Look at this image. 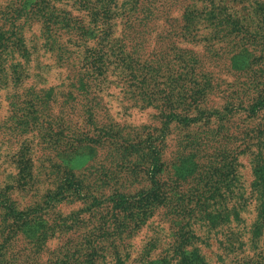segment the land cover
Instances as JSON below:
<instances>
[{
    "label": "trees",
    "instance_id": "16d2710c",
    "mask_svg": "<svg viewBox=\"0 0 264 264\" xmlns=\"http://www.w3.org/2000/svg\"><path fill=\"white\" fill-rule=\"evenodd\" d=\"M69 1L82 16L33 0L30 9H14L10 32L0 33V91H10L0 129L44 135L82 160L74 170L60 162L52 172L41 160L29 167L30 193L41 201L29 204V219L20 225L13 182L0 187V226L7 220L18 226L6 225L0 264L15 240L26 242L22 251L42 264H264V134L253 129L264 121V85L253 91L212 82L204 71L210 58L229 64L243 53H264V0ZM31 18L41 26L42 49L59 67L79 65L64 92L23 87L32 55L20 30ZM181 41L201 44L205 53L180 47ZM107 72L126 81L127 101L159 112L156 142L148 133L138 140V130L111 119L98 96ZM55 106L64 121L60 130L50 119ZM69 111L82 114L86 126L73 125ZM170 127L183 130L169 152ZM214 153L217 167L209 164ZM64 197L94 208L92 239L50 249L58 228L54 204ZM142 229L153 236L135 248Z\"/></svg>",
    "mask_w": 264,
    "mask_h": 264
},
{
    "label": "rangeland",
    "instance_id": "374dc122",
    "mask_svg": "<svg viewBox=\"0 0 264 264\" xmlns=\"http://www.w3.org/2000/svg\"><path fill=\"white\" fill-rule=\"evenodd\" d=\"M51 1V4L54 7L68 11L71 16H82V14H79L73 9L72 1ZM32 5L33 0H0V33H2V31L5 32L6 30V34L10 32L8 27L9 23L14 18V9L20 6L30 9ZM33 9L35 8L33 7L32 10ZM24 18L25 17L22 16L17 23H24ZM5 21H7V25L5 24ZM27 23H30V25ZM118 27L115 36L120 35L118 32ZM160 28L161 27H158L157 30L159 31ZM20 31L21 36L24 38V42L32 55L31 62L28 65L29 68H26L28 76L27 79L24 80L23 87H32L35 89L52 87L56 90H63L64 92L69 82L67 78L70 80L69 76H72L74 72L77 71L79 65L77 66V63H75V67H73L71 63L70 66H72V68H61L58 66L59 64L55 63L54 58L50 54H46L44 52L42 49L43 39L40 38L42 33L41 26L38 22H35L33 18L26 21L25 25L21 26ZM202 32V30L198 32L200 37L203 36ZM6 34H2L1 37L6 36ZM203 43L204 42H202V44ZM205 44L206 42L204 45ZM93 45L96 46L95 42ZM193 45L183 41L179 43L180 47L192 49L194 52L200 55L205 53L203 51L204 46L202 47L201 44H198L197 46ZM151 47L152 45H150V48ZM207 63L208 64L205 66L204 71L211 73L210 77L212 82H215V79L218 78L219 80H223V82H234L238 85L247 84L248 87L252 88L251 90L253 91L256 90V86L264 85V53H260L258 51L251 54L243 53L229 64L226 60L215 62L213 58H210ZM100 84L102 86V91L98 94V96H102V100L104 103H106L111 119L122 124H129L138 130V134L136 135L138 140L139 138H142L140 135L141 133L142 135L148 133L144 137L149 141L154 140L156 142L158 136L161 135L158 130L162 127L159 122V112L154 109L139 107V105H136L131 101H127L125 99L124 89L126 87V81H115L114 76H112L109 72L104 74ZM9 93V89L0 91V126H4L3 123L9 116V107L6 99ZM214 102L215 106L221 105V102H219L217 99H215ZM57 104L60 105L59 98L57 100ZM57 110L58 108L56 106L52 109L54 114L50 119L54 124V129L56 128L60 130L64 127V121L58 116ZM226 111L227 109L222 112V115L225 114ZM68 117L71 119L73 125L77 126L81 124L86 126L82 114L69 111ZM257 122L258 121L253 122V125ZM259 124L260 126H253V129L256 128V133L264 134V121H259ZM209 126L211 129H215V132L217 133V120L212 119L209 123ZM1 129L0 187L13 182L16 192L12 196V199L17 201L19 206L18 209L22 212L21 215L16 216L14 221L20 225L29 219L28 216H26L27 212L25 211L27 208H29V204L33 200L41 201L40 197H33L34 193H30L33 179L31 176L29 177L30 173L32 175L29 167L34 168L35 166H38L41 160L44 163V167L50 168L53 163V165H58L60 162H63L66 166L74 170L75 168H80L82 166V160L78 159L74 153H70L69 151L62 153V148H60V146H63V144H60V142L51 141L49 138L43 137L44 135L41 137L35 132L28 133L27 130H23L25 133L22 135L20 133L9 134ZM21 129L22 128L20 127V130ZM181 130L183 129H175L172 127L169 128V133H167L165 138L166 144L168 145L167 150L169 152L171 149L173 150V148L170 146L173 144V138H175L177 134L181 135ZM193 130H195L194 134L199 132L197 129ZM89 133L91 137L94 135V132L92 131ZM65 136L66 132L57 135L58 138ZM52 137L54 138V134ZM56 146H59V148H55ZM165 154L166 155H163V161H167V158H169V155H167L166 152ZM71 156H73V158H71ZM19 159L21 161H18ZM209 160V164L217 167V155L211 156ZM240 161L244 166L243 169L240 168L242 170L243 179L248 181L249 174L248 167L246 165V158H242ZM50 170L52 171L51 168ZM57 186L58 183H55V190L58 189ZM40 190L42 192L44 187L40 186ZM70 198L71 197H64L63 199L58 198L57 203L54 204L55 208L53 211V217L55 218V225H57L58 228L56 238L51 240V242L48 244L50 249L59 247L65 243L73 245L75 243H81L82 240L92 239V228L95 226V221L97 218L92 217L93 214L91 213V210L94 208L90 207V205L83 200ZM9 224L11 227L16 225L11 224L10 221L7 220L6 225ZM6 225L4 224L0 226V240L4 238V234L7 231ZM17 227L18 226L16 225V228ZM151 236L153 235L150 234L149 230L145 231V229H142L135 238V248H140L143 246L144 242ZM7 243H10L9 240L5 244ZM10 245L12 249L8 253L9 255L4 258L5 264H42L43 258L39 261L34 260L28 256L27 253L22 251V248L28 247L26 242L15 240L11 242Z\"/></svg>",
    "mask_w": 264,
    "mask_h": 264
}]
</instances>
